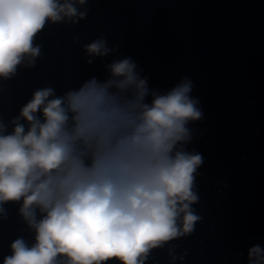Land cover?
<instances>
[{
	"label": "clouds",
	"instance_id": "9594fccd",
	"mask_svg": "<svg viewBox=\"0 0 264 264\" xmlns=\"http://www.w3.org/2000/svg\"><path fill=\"white\" fill-rule=\"evenodd\" d=\"M88 3L0 0V80L34 65L33 40L46 23L76 24ZM83 51L91 64L116 49L100 36ZM105 67L103 81L60 96L37 88L18 116L0 119V220L18 203L34 233L30 245L16 238L2 264H146L152 249L191 234L201 219L193 205L203 158L186 150L188 125L202 117L192 81L159 92L130 57ZM247 264H264V246L248 249Z\"/></svg>",
	"mask_w": 264,
	"mask_h": 264
},
{
	"label": "water",
	"instance_id": "95a60500",
	"mask_svg": "<svg viewBox=\"0 0 264 264\" xmlns=\"http://www.w3.org/2000/svg\"><path fill=\"white\" fill-rule=\"evenodd\" d=\"M87 8L76 24L46 23L33 40L34 65L0 80V119L18 116L37 88L60 96L105 80L115 59L130 57L159 92L189 78L202 112L186 146L203 158L193 205L201 219L191 234L152 249L146 264H170V246L175 264H247L248 249L264 246V0H89ZM100 36L116 51L88 64L83 46ZM5 209L0 264L16 238L34 242L19 204Z\"/></svg>",
	"mask_w": 264,
	"mask_h": 264
}]
</instances>
